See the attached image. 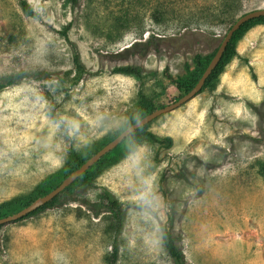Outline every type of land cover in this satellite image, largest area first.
Listing matches in <instances>:
<instances>
[{"label":"rangeland","instance_id":"374dc122","mask_svg":"<svg viewBox=\"0 0 264 264\" xmlns=\"http://www.w3.org/2000/svg\"><path fill=\"white\" fill-rule=\"evenodd\" d=\"M28 1L38 16L0 0V75L30 73L0 91V202L34 195L68 171L71 151L120 133L140 90L158 107L177 101L183 93L170 75H187L240 15L264 8V0ZM237 51L215 90L149 123L172 146L145 141L96 187L71 188L57 206L5 224L0 264H110L107 215L89 209L102 186L126 211L114 264H174L165 225L188 264H264V23L238 38ZM127 64L142 66L144 79L113 72Z\"/></svg>","mask_w":264,"mask_h":264},{"label":"trees","instance_id":"16d2710c","mask_svg":"<svg viewBox=\"0 0 264 264\" xmlns=\"http://www.w3.org/2000/svg\"><path fill=\"white\" fill-rule=\"evenodd\" d=\"M80 1L81 0H65V5L73 8L76 5L80 4ZM18 2L25 14L30 16H38L39 13L34 10L33 6L28 0H18ZM225 5L228 7L227 11L229 12L231 8L230 7L231 4L226 3ZM255 23H264V15L246 21L239 27L237 31H235L222 55L220 62L215 67V69H213L212 73L207 78L202 89L207 87L210 90H215L217 88L220 82V75L225 70L227 64L230 61H232L235 57L240 56L239 52L237 51L238 38L241 37L243 33ZM69 28L70 25L66 26L65 29L62 31L63 34L68 35ZM218 48L219 47H217L215 50H213L211 53L207 55H202L200 53L196 54L193 58L195 67L193 70L189 71L187 75L179 76V77H174L170 75L172 82L176 84V86L183 93V95L189 92L198 83L199 79L201 78L204 71L208 67L212 58L216 54ZM74 62L76 65V70L78 71L79 75L80 76L84 75L87 72V68L78 51H75L74 53ZM113 72L134 76L139 81H142L145 77L144 68L140 65H134V64L116 66L113 68ZM29 74L30 73L26 71H17V72L1 74L0 91L3 90L7 85L14 84L19 80H22ZM135 102H136V110L130 113L128 119L125 122L124 125L125 128L137 122L145 115L159 108L156 105L155 97L147 94L143 90L139 91V95ZM118 134L119 133L116 134L114 133L112 135H109L102 141H96L92 143L87 149H85V151H81V152L71 151V159H70L71 165L67 169L68 171L65 174L63 173L60 175H54L45 179L41 184L38 185V187H36L35 191L32 193L34 195H30L29 197H25V198L24 197L12 198L10 200L0 202V218L21 210L22 208L29 205L33 200L37 199V197L45 195L48 192H50L52 189L57 187L63 181V179L67 174L69 175L76 168L81 166L91 155L97 152L100 148H102L106 143H108ZM145 141H150L165 146H172V144L174 143V139L171 136L158 135L152 132L151 130H149V123L145 124L144 126L133 131L114 149L110 150L105 155H103L88 170H86L73 183L67 186L60 194H58L52 200L45 203L36 210L30 212L28 215L21 217L20 219L12 222H17L22 219L38 215L49 207L57 206L61 201V197L71 188L76 187L85 190L96 187L97 178L101 175V173L106 167L119 162L121 159L134 152L136 148ZM258 167H259V173L264 178V158L259 160ZM98 199H99L98 201L92 203L91 205L92 208L89 206V209L95 210L96 216H100L104 212L107 215V225L105 228V232L113 236V241H112L113 250L110 253L107 260L110 264H114L119 257L120 245L118 243V236L122 233V230L125 226L126 211L124 208L123 201L107 186L101 187L100 193L98 194ZM3 226L4 225H0V230ZM162 241L166 252L170 256V258L174 261V264H188L185 254L182 248L180 247V245L178 244L177 237L174 235L171 228H169L166 225L163 226L162 228ZM0 249H1V245H0Z\"/></svg>","mask_w":264,"mask_h":264},{"label":"water","instance_id":"95a60500","mask_svg":"<svg viewBox=\"0 0 264 264\" xmlns=\"http://www.w3.org/2000/svg\"><path fill=\"white\" fill-rule=\"evenodd\" d=\"M264 15V8H258L254 10H250L248 12L243 13L238 17V19L234 22L232 27L229 29L227 35L223 39L221 45L219 46L216 54L212 58L211 62L209 63L208 67L204 71L203 75L199 79L198 83L186 94L181 96L177 101L170 103L168 105L162 106L157 108L156 110L152 111L151 113L145 115L141 119H139L137 122L129 125L126 127L123 131H121L116 137H114L112 140H110L108 143H106L102 148H100L97 152H95L93 155H91L81 166L76 168L73 172H71L69 175H67L63 181L54 189H52L50 192H48L45 195L40 196L39 198L33 200L29 205L22 208L21 210L9 214L7 216L0 218V225H5L9 222L16 221L20 219L21 217H24L28 215L30 212L36 210L37 208L41 207L45 203L52 200L54 197H56L58 194H60L67 186H69L71 183H73L80 175H82L86 170H88L95 162H97L103 155H105L110 150L114 149L120 142H122L127 136H129L133 131L136 129L144 126L145 124L150 123L155 118L174 110L177 107L182 106L184 103H186L188 100L193 98L199 91L203 88L207 78L212 73L213 69L218 65L220 62L222 55L231 40L233 34L235 31L239 29V27L245 23L246 21L260 17Z\"/></svg>","mask_w":264,"mask_h":264},{"label":"crops","instance_id":"0c3cea01","mask_svg":"<svg viewBox=\"0 0 264 264\" xmlns=\"http://www.w3.org/2000/svg\"><path fill=\"white\" fill-rule=\"evenodd\" d=\"M194 109H195V108H194ZM198 110H199V108H197V110L195 109V110H193V111H194V112L197 111V113H198Z\"/></svg>","mask_w":264,"mask_h":264}]
</instances>
